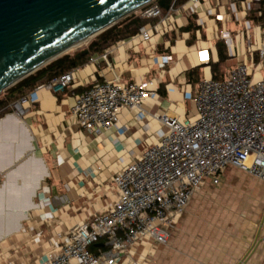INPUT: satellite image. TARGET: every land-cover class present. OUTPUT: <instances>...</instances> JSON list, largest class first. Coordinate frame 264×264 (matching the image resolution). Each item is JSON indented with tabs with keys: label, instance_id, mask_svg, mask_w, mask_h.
Listing matches in <instances>:
<instances>
[{
	"label": "crops",
	"instance_id": "obj_1",
	"mask_svg": "<svg viewBox=\"0 0 264 264\" xmlns=\"http://www.w3.org/2000/svg\"><path fill=\"white\" fill-rule=\"evenodd\" d=\"M182 4L172 8L177 11ZM211 7L226 18L223 25L211 23L233 34L241 19L238 10L227 0ZM180 14L177 28L161 25L164 34L148 26L157 20H148L149 45L131 38L116 43L107 49L110 67L100 60L77 68L73 85L64 92L38 90L24 106V118L10 107L0 118V264H36L55 247L57 233L86 222L116 200L112 176L165 131L157 116L184 120L194 114L198 84L211 76L210 66L199 64L197 49L209 47L215 63L220 41L216 27L193 36L184 31L190 16ZM115 75L122 83L153 81L149 89L156 94L144 101L140 115L122 109L111 132L94 136L79 129L71 115L75 97L87 84ZM185 92L191 99L183 98ZM40 194L47 201H39ZM133 251V260L146 258L148 264H264V182L227 168L217 186L207 183L192 196L165 246L155 250L137 244Z\"/></svg>",
	"mask_w": 264,
	"mask_h": 264
},
{
	"label": "built area",
	"instance_id": "obj_2",
	"mask_svg": "<svg viewBox=\"0 0 264 264\" xmlns=\"http://www.w3.org/2000/svg\"><path fill=\"white\" fill-rule=\"evenodd\" d=\"M218 1L188 0L178 12L171 6L165 14L150 3L138 14L146 20H157L148 26L161 34L165 32L162 24L177 28L181 11L194 18L198 31H211L216 27L212 21L226 22L224 15L214 13L211 7L213 2L218 6ZM227 1L241 19L233 34L216 27V40L224 43L228 53L224 78L215 81L209 75L201 80L191 118L179 120L167 113L157 116L165 131L112 176L116 200L86 222L57 233L55 247L39 256L36 264H148L146 258L133 260V247L165 246L192 196L207 183L217 186L227 168L264 182V27L254 26L246 18L252 4L261 0ZM148 26H142L130 38L149 45ZM200 43L197 41L198 46ZM208 50L197 49L199 64L210 66ZM106 54L107 50L93 55L86 65L103 60L110 67ZM77 70L55 77L13 101L9 106L13 114L24 118V106L34 100L38 90L64 92L73 85ZM149 83L153 81L122 83L115 75L109 81L87 84L71 109L75 125L94 136L117 129L122 109L140 115L144 101L155 96ZM183 98L191 99V94L185 92ZM3 182L0 174V188ZM37 198L47 201L44 194Z\"/></svg>",
	"mask_w": 264,
	"mask_h": 264
},
{
	"label": "water",
	"instance_id": "obj_3",
	"mask_svg": "<svg viewBox=\"0 0 264 264\" xmlns=\"http://www.w3.org/2000/svg\"><path fill=\"white\" fill-rule=\"evenodd\" d=\"M155 0H0V95Z\"/></svg>",
	"mask_w": 264,
	"mask_h": 264
},
{
	"label": "trees",
	"instance_id": "obj_4",
	"mask_svg": "<svg viewBox=\"0 0 264 264\" xmlns=\"http://www.w3.org/2000/svg\"><path fill=\"white\" fill-rule=\"evenodd\" d=\"M187 0H155L152 3L158 6L161 13L164 14L171 6H180ZM264 0L259 3H253L251 10L247 13V20L251 24L264 27ZM262 12L259 17L258 12ZM148 20L140 17L139 14H132L117 24L98 35L86 48L77 51L71 55H64L34 74L26 77L12 87L6 89L0 96V118L7 113L9 105L21 96L32 92L37 86L42 85L49 80L58 77L72 69L80 68L86 65L93 55H100L107 49L114 46L117 42L126 40L134 36L139 29L144 26ZM194 18H188V25L184 31L189 32L192 36L197 30ZM218 60L210 63L211 77L215 81H221L226 74L227 51L223 42L216 43ZM198 70L190 72L197 74Z\"/></svg>",
	"mask_w": 264,
	"mask_h": 264
},
{
	"label": "rangeland",
	"instance_id": "obj_5",
	"mask_svg": "<svg viewBox=\"0 0 264 264\" xmlns=\"http://www.w3.org/2000/svg\"><path fill=\"white\" fill-rule=\"evenodd\" d=\"M137 13H139V10L135 13V14H137ZM254 26H256V25H254ZM97 37V36H96ZM96 37H93V38H91L86 44H84V45H81L80 47H78V48H75V49H73V50H71V51H69L66 55H71V54H74V53H76L77 51H79V50H81V49H84V48H86ZM64 56V55H63ZM4 93V92H3ZM2 93V94H3ZM1 94V95H2ZM0 95V96H1ZM134 248H137V244L134 246ZM154 249L156 250L157 249V247H154ZM141 251V250H140ZM142 254H144V251H142Z\"/></svg>",
	"mask_w": 264,
	"mask_h": 264
},
{
	"label": "bare ground",
	"instance_id": "obj_6",
	"mask_svg": "<svg viewBox=\"0 0 264 264\" xmlns=\"http://www.w3.org/2000/svg\"><path fill=\"white\" fill-rule=\"evenodd\" d=\"M86 44V43H85ZM84 45V44H83ZM76 48H78V47H76ZM75 49V48H74ZM73 50V49H72Z\"/></svg>",
	"mask_w": 264,
	"mask_h": 264
}]
</instances>
